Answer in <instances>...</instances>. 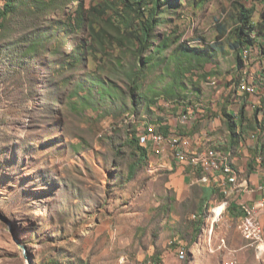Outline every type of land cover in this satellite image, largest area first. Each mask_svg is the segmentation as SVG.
Instances as JSON below:
<instances>
[{
  "label": "rangeland",
  "instance_id": "obj_1",
  "mask_svg": "<svg viewBox=\"0 0 264 264\" xmlns=\"http://www.w3.org/2000/svg\"><path fill=\"white\" fill-rule=\"evenodd\" d=\"M11 1L0 18V264H28L18 241L35 264H127L143 238L184 228L143 188L152 177L130 141L157 118V96L207 79L198 49L225 40L219 26L233 31L239 3L256 0H161L149 49L121 0H41L55 13ZM226 52L215 56L224 68ZM140 69L133 108L127 82Z\"/></svg>",
  "mask_w": 264,
  "mask_h": 264
},
{
  "label": "crops",
  "instance_id": "obj_2",
  "mask_svg": "<svg viewBox=\"0 0 264 264\" xmlns=\"http://www.w3.org/2000/svg\"><path fill=\"white\" fill-rule=\"evenodd\" d=\"M255 2L253 20L257 24L264 20V9L258 10L264 4ZM245 46L252 50L247 60L242 56ZM243 47L238 59L236 51L225 46L227 68L217 58L205 60L208 76L203 83L208 87L196 82L185 99L158 108L157 118L146 121L156 123L165 134L190 137L191 151L212 146L228 154L237 181L232 183L222 173L204 180L203 172L179 162L169 152H159L151 143L145 145L147 154L139 159L152 179L143 188L154 190L159 196L157 204L184 228L171 237L156 238L153 244L150 237L143 238L134 254L123 257H128L127 264H264V240L259 247L252 245L238 228L245 204L256 206L264 226V207H257L263 194L241 187L264 183V41L254 37ZM195 73L198 77V71ZM212 79H218L216 86L210 84ZM242 83L253 86L254 91H242ZM187 112L191 116L184 123L181 116ZM219 207L222 210L217 214ZM182 248L185 259L178 256Z\"/></svg>",
  "mask_w": 264,
  "mask_h": 264
},
{
  "label": "built area",
  "instance_id": "obj_3",
  "mask_svg": "<svg viewBox=\"0 0 264 264\" xmlns=\"http://www.w3.org/2000/svg\"><path fill=\"white\" fill-rule=\"evenodd\" d=\"M261 40L264 41V35L261 36ZM251 53V48L247 46L243 47L242 56L245 60L250 58ZM210 84L216 86L218 84V79H212ZM240 88L245 92L254 91L253 86L247 83H242ZM158 101L159 104L165 107H171L175 104L164 98H158ZM190 116L191 115L188 112L182 114L181 121L184 123L187 122L190 119ZM137 135L142 145L151 143L159 152H169L173 158L177 159L179 162L187 163L194 169L203 172L204 175L202 176V179L204 180H208L210 174L222 173L228 176L232 183L237 181V170L235 169L230 156L215 147L208 146L200 151H191L193 141L190 137L176 133L165 134L158 130V125L156 123L144 124ZM241 187H244L245 190L253 193H262L263 197L258 202L257 207H264V183ZM243 208L245 214L239 224V229L242 235L249 239L252 245L259 247L264 240V226L258 215L257 208L256 206H249L246 204ZM171 243H173V241ZM178 256L180 259L186 258L187 253L184 248L179 250Z\"/></svg>",
  "mask_w": 264,
  "mask_h": 264
},
{
  "label": "trees",
  "instance_id": "obj_4",
  "mask_svg": "<svg viewBox=\"0 0 264 264\" xmlns=\"http://www.w3.org/2000/svg\"><path fill=\"white\" fill-rule=\"evenodd\" d=\"M39 1V8H42L44 4H41V0ZM124 2V4L127 7H130L131 9L137 11L136 16L139 18V25H140V30H141V35L139 38L142 41L143 46L146 49H149L150 45H152L151 37L153 35V31L156 28V26L160 23V20L156 17L157 16V10L158 7L160 6L161 0H121ZM151 3L152 6L148 7V4ZM135 4H138L137 6H141L144 11H138L135 7ZM145 4V6H144ZM82 5L79 4L77 14H80V8ZM14 8V3L11 0H7L6 3L0 8V18L3 17L4 19L13 11ZM43 9L48 12H56V9L49 6L48 8L43 7ZM253 15H254V8L249 7L245 5L244 3H239V8H238V14H237V25L235 29L232 31L229 29L227 26L220 25L219 29L220 32L222 33V38L227 36L225 40L222 41L221 38H218L221 42H218L216 45L209 44V47L205 48H196L198 49L200 53V57L208 61H213L215 56H217L218 52L223 50L226 45L229 47L233 48L238 56V59H241V49L244 45L252 43L254 40V37L261 38V36L264 35V20L262 22H258L257 24L254 23L253 20ZM78 18H82L84 20L83 16L76 18L77 23ZM232 33V34H231ZM234 34V35H233ZM226 44V45H225ZM182 47L185 50H188L189 46L186 45L185 43L182 44ZM204 60V61H205ZM140 79H141V69L138 72H134L133 77H130L129 82H127L129 86V91H130V98H131V104L133 108H136L139 106V101L136 100L137 94L139 90L141 89V84H140ZM83 84V83H81ZM112 90V88H110ZM188 94L185 96H179L175 98H169L167 96L161 95L157 96L155 100V106L156 108H163L161 104H159L158 98H164L166 100H170L172 102H179L185 97H187ZM142 97L141 95L139 98ZM150 107V105H149ZM139 130L137 131L136 134H138ZM130 143L134 145L140 152V157L141 156H146L147 154V148L145 145H142L140 143L138 135L135 137V140H131Z\"/></svg>",
  "mask_w": 264,
  "mask_h": 264
},
{
  "label": "water",
  "instance_id": "obj_5",
  "mask_svg": "<svg viewBox=\"0 0 264 264\" xmlns=\"http://www.w3.org/2000/svg\"><path fill=\"white\" fill-rule=\"evenodd\" d=\"M18 243L22 249V253L24 257L27 259L28 264H35L32 256L28 254V247L25 244L21 243L20 241H18Z\"/></svg>",
  "mask_w": 264,
  "mask_h": 264
},
{
  "label": "bare ground",
  "instance_id": "obj_6",
  "mask_svg": "<svg viewBox=\"0 0 264 264\" xmlns=\"http://www.w3.org/2000/svg\"><path fill=\"white\" fill-rule=\"evenodd\" d=\"M221 207H219L217 210H216V212H217V214H219V213H221Z\"/></svg>",
  "mask_w": 264,
  "mask_h": 264
}]
</instances>
